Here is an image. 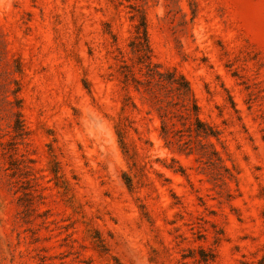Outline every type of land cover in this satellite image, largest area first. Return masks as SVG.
Masks as SVG:
<instances>
[{"label":"rangeland","instance_id":"rangeland-1","mask_svg":"<svg viewBox=\"0 0 264 264\" xmlns=\"http://www.w3.org/2000/svg\"><path fill=\"white\" fill-rule=\"evenodd\" d=\"M0 264H264V0H0Z\"/></svg>","mask_w":264,"mask_h":264},{"label":"trees","instance_id":"trees-1","mask_svg":"<svg viewBox=\"0 0 264 264\" xmlns=\"http://www.w3.org/2000/svg\"><path fill=\"white\" fill-rule=\"evenodd\" d=\"M142 27H138V33H137V36H136V42H134L133 44H135L137 47H138V50H143L142 49V46H143V43L146 44V41H147V31H146V28H145V23L142 22L141 23Z\"/></svg>","mask_w":264,"mask_h":264}]
</instances>
